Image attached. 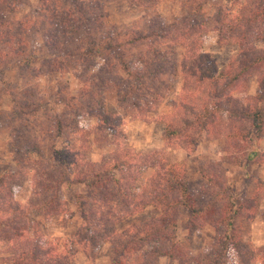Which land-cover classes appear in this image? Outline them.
Wrapping results in <instances>:
<instances>
[{
  "label": "rangeland",
  "instance_id": "rangeland-1",
  "mask_svg": "<svg viewBox=\"0 0 264 264\" xmlns=\"http://www.w3.org/2000/svg\"><path fill=\"white\" fill-rule=\"evenodd\" d=\"M55 1L0 0L6 20L30 19L24 31L35 42L28 66L15 60L0 61V180L4 182L0 205L3 209L14 208V202L22 205L18 213L24 210L28 219L20 216L18 221L28 230L26 244L33 248L38 241L47 242L61 251L66 243L73 264H109L108 241L99 239L90 252L74 242L84 222L76 200L86 195L85 186L75 180L86 164H100L127 149L148 167L135 165L128 174H121V183L132 188L133 194L148 187L150 176L164 161L187 168L191 195L200 202L213 198L219 206L229 193L234 199L258 193L254 214L240 215L234 221L245 242L241 255L249 257L246 264H264V131L259 135L249 129L231 136L248 127L233 113L254 101L264 73V0H80L87 8L91 1L98 6L95 12L103 28L90 27L97 42L115 30L122 32V41L129 38L130 29L143 36L133 46L122 45L127 61L146 59L143 71L132 70L134 76L123 70L115 56L107 63L95 57L96 53H87L84 36L82 47L67 40L68 35L58 34L50 45L46 29L37 21L39 12L48 15L53 3L60 5L64 0ZM162 23L168 34L151 38L157 36ZM81 32L87 35L83 28ZM146 32H152L151 37L144 38ZM20 35L12 36V41ZM63 53L64 57H55ZM250 59L261 62L232 79L239 68L249 67ZM133 66L141 68L139 62ZM153 69L158 71L155 79L148 76ZM129 84H138V88L125 98ZM205 108L211 118L207 127L200 128L196 121ZM234 121L238 129L232 131ZM166 124L183 131L167 137ZM189 137L196 140L194 150L188 149ZM58 150L66 153L61 156ZM3 170L14 175H3ZM111 199L109 206L116 202ZM102 202L92 204L108 207ZM14 214L0 212V217ZM188 214L178 209L172 239L166 237L167 231L147 240L141 235L144 240L131 238L138 247L126 253L127 263L193 264L202 260L219 234L211 225L219 216V207L196 221L195 230L189 229ZM156 215L149 207L117 222L115 228L121 232L152 222ZM96 223L94 218L91 224ZM171 249L173 258L165 254ZM15 251L10 241L0 239V264ZM231 258L232 264H239L235 253Z\"/></svg>",
  "mask_w": 264,
  "mask_h": 264
},
{
  "label": "trees",
  "instance_id": "trees-1",
  "mask_svg": "<svg viewBox=\"0 0 264 264\" xmlns=\"http://www.w3.org/2000/svg\"><path fill=\"white\" fill-rule=\"evenodd\" d=\"M54 2L57 1L54 0ZM189 5L188 11L192 12V7ZM97 7L92 1L89 8H87L80 3V0H64L60 5L53 3V6L48 8V11H51L47 12L48 15L46 12L45 14L39 12L41 19L37 23L46 29L45 35L49 36L50 45L55 44L54 37L58 34V37L68 35L66 37L67 40L77 43L78 46L82 47V36H84V41L88 46L86 48L87 53H96L95 57H99L107 63L110 62L109 59L111 56H115L114 59H117L123 70L131 76L135 75L132 70L143 71L142 66L146 65V59L143 60L137 57L136 60L129 62L127 58H124V54L127 51L122 47L124 44L133 46L134 43L139 42L140 39H143V36L140 34L134 33L130 29L127 33L128 35L126 34L129 38L126 41H122L119 39L123 35L122 32L115 30L109 35L106 34L107 36L103 37L101 42H97L96 38H92L90 34L91 28L95 30L103 28V23L100 22V19L98 21V12H95ZM85 9H89L90 12H85ZM196 10L200 11V8ZM259 15H261V12ZM186 16L189 17L190 14L187 13ZM5 18L6 15L0 12V61L5 59L15 60L18 64L28 66L33 60V48L35 47L33 38H27L26 32L24 31L26 22L30 19L12 21V19L6 20ZM256 18L258 16L247 18V20L251 21ZM34 23H36V20ZM164 27V23L159 24L157 36L154 35L151 37L152 32H146L144 38L148 36L151 38L155 37L156 39L164 37L168 34V31L164 32ZM82 28L84 32L87 31V35L82 34ZM18 32L23 34H17ZM14 35H20V37H16V40L12 41L11 37ZM100 43L102 44L100 45ZM64 53L67 54V52ZM64 53L63 55H55V57L57 59L64 57ZM190 53L193 56V52L191 51ZM240 53L242 55V51ZM243 55L244 59L246 58L244 60L246 62L248 59L244 52ZM54 59L49 60V62L52 64ZM137 62L141 64V68L133 66ZM260 62L261 60L259 59H250L248 61L249 67L239 68L237 74L232 75V79H236L242 71ZM185 67L186 62H183V70ZM206 70L209 69L206 68ZM191 71L195 72L196 66L193 65ZM155 72L158 71L155 69L149 70L148 76L155 79ZM231 74L233 72L229 73V76ZM135 88H138V84L136 86L129 84L124 90L125 98H128L129 93ZM133 95L136 96L137 93L134 92ZM210 115L211 113L206 108L198 115L199 119L197 118L196 122H198L200 128L207 127L209 123L207 121L211 118ZM233 115L242 121H246L249 128L247 127L245 130L233 132L231 136L233 134L240 136L242 135L240 131L248 130L249 132V129H253L259 135L263 134L264 73L259 80V90L254 97V101L240 108ZM200 118L203 119L201 120ZM231 123V130H237L238 126L236 127V122ZM76 125L79 126L80 123L77 121ZM182 131V128H175L171 124H166L165 134L167 137L178 135ZM248 137L246 136L247 139ZM195 144L196 140L189 137V141H187L188 149L194 150ZM58 153L62 156L66 152L65 150H58ZM135 165L140 169L148 168L146 165H141L136 153L125 149L110 158L104 159L100 164H86L79 172L80 174L76 177L75 181L85 186L86 195H83L84 197H78L76 200L84 222L81 225V231L77 234L80 237L74 240L75 243L78 245L83 244L88 249V252H90L98 246L99 239L108 241L112 253L109 264H128L127 258H125L126 253L130 255L138 247L131 238L138 237L137 240H144V238L147 240L161 236L163 235L162 233L167 231L166 237L172 239L175 236L174 232L177 227V211L179 208H183L189 213L187 220L189 229L195 230L198 228L196 221L207 218L211 213H215L219 207V216L211 224L214 228L219 229L215 245L209 254L204 255L202 260L194 262L193 264H232L230 262L232 260V253H235L239 258V264L248 263L249 257H247V254H244L245 257L243 254L241 255V250L245 246V242L242 240L241 229L236 226L234 220L240 215L249 217L254 214L258 193L250 197H239L236 199L233 198V194L229 193L224 203L220 204L219 202V206L218 201L213 198H208L200 202L191 195L186 179L187 168L182 163L164 161L158 164V168L150 176L148 187L146 188L145 186L144 188L143 186L141 189L138 188L137 192L133 194L131 192L132 188L121 183L123 180L121 174H128ZM1 173L3 175H14V173L7 170H3ZM64 181L67 182L69 180L66 178ZM0 185H4L2 180H0ZM219 191L223 192V189L219 188ZM95 197H99V200L98 198L95 199ZM111 197L115 198L116 200L114 201L116 202L109 206L108 203L113 201ZM90 199L92 200L91 202H89ZM100 200L104 201L102 203H106L108 207L101 204L95 208L92 203L98 204ZM13 204L14 208L9 207L8 209H3V206L0 205L2 215H8L11 211H15V214L11 218L0 217V239H7V241L11 242V245L17 248V252L15 251L13 255L6 258L5 264H73L70 258V250L66 243L63 245V250L61 251L54 249V246L47 242L43 244L38 241L33 248L28 246L25 239L28 230L25 225L18 221L20 216L26 219L28 217L24 214V210L18 213L22 205L18 202H14ZM87 205L88 207L90 205V208L87 209ZM149 207L157 212L156 217L152 218V222H145L139 226L132 225L121 232L116 230L115 225L117 222H121L127 217L140 214ZM89 214L92 216L89 217ZM94 218H96L97 223L93 225L91 222ZM140 235L144 238L141 239ZM72 242L73 240H71ZM165 254L171 258L174 257L172 249L169 254Z\"/></svg>",
  "mask_w": 264,
  "mask_h": 264
}]
</instances>
